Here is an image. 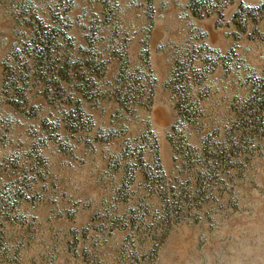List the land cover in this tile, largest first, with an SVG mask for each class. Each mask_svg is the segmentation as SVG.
I'll return each mask as SVG.
<instances>
[{"label":"rangeland","instance_id":"374dc122","mask_svg":"<svg viewBox=\"0 0 264 264\" xmlns=\"http://www.w3.org/2000/svg\"><path fill=\"white\" fill-rule=\"evenodd\" d=\"M0 264H264V0H0Z\"/></svg>","mask_w":264,"mask_h":264}]
</instances>
